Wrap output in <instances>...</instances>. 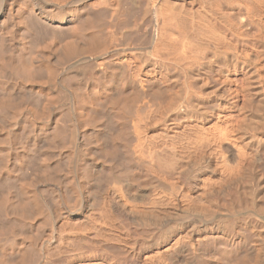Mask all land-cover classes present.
<instances>
[{"label": "bare ground", "instance_id": "1", "mask_svg": "<svg viewBox=\"0 0 264 264\" xmlns=\"http://www.w3.org/2000/svg\"><path fill=\"white\" fill-rule=\"evenodd\" d=\"M0 82V264H264V0H0Z\"/></svg>", "mask_w": 264, "mask_h": 264}, {"label": "rangeland", "instance_id": "2", "mask_svg": "<svg viewBox=\"0 0 264 264\" xmlns=\"http://www.w3.org/2000/svg\"><path fill=\"white\" fill-rule=\"evenodd\" d=\"M105 27H106V26H105ZM64 81H68V82H69V80H63V83H64ZM1 82L6 83L7 81L1 80ZM1 82H0V85H4V86H2V87L0 86V89L3 88L4 90H3V89H1V90H3L4 92L7 91L8 88H6L5 84H2ZM70 82H71V81H70ZM70 82H69V83H70ZM7 83H8V82H7ZM69 83H67V86H68ZM65 85H66V83H65ZM69 86H70V85H69ZM54 88H55V87H54ZM6 89H7V90H6ZM55 89L58 91V88H57V87H56ZM55 89H54V90H55ZM1 90H0V93H1ZM3 91H2V94H0V98H2V99H3L2 95L4 94ZM57 91H56V93H57ZM5 93H8V94H9V93H10V90H9V92H5ZM34 93H35V94H34ZM34 93L31 95V98L33 97V95H34V96L37 95V96L35 97L36 102H33V100L35 101V99H31V98H30L29 103H31L32 105H34L35 108L37 107V109H38V107H40V106L42 105V103L40 102L41 99H40V100H38V99H39V97L42 98L43 96H42V94H41V96H39L40 94H37L36 92H34ZM48 93H49V92L47 91V93H46L47 95H46V94H43V95H44V99L47 100V98H48L47 101H50V102H48V103H49V106H50L51 100H52L53 98H57V96L55 95L56 93H54L53 95H50V94H48ZM8 94H5V95L7 96ZM58 94H59V92L57 93V95H58ZM3 96H4V95H3ZM37 97H38V98H37ZM51 97H52V98H51ZM33 98H34V97H33ZM50 99H51V100H50ZM31 100H32V101H31ZM37 100H38V101H37ZM41 101H42L43 103H44V102H47V101H45V100H43V99H42ZM38 102L40 103V105L38 104L39 106H36L35 104H33V103H36V104H37ZM31 104H30V105H31ZM0 127H1L0 130L2 129V131H3V126H2L1 124H0ZM2 131H1V132H2ZM1 132H0V133H1ZM18 137H20V136H17V138H18ZM17 138H16V140H17ZM17 141H18V140H17ZM17 141H16V142H17ZM18 142H19V143H18L17 145H19L20 142H21V141H20V138H19V141H18ZM20 146H21V144H20ZM23 155H24V154H23ZM0 159H1V160H0V161H1V162H0V165H2V161H3V163H4V160H2V156L0 157ZM13 160H14V159H13ZM13 162H15V161H13ZM13 164H14V163L11 164V167H12ZM18 172H19L18 177H22V176H23V172H22V173H21V171H18ZM21 174H22V176H21ZM16 175H17V172H16ZM7 182L9 183V181H6V182H5L6 185H7ZM10 183H11V182H10ZM10 185H11V186H14V185H12V183H11ZM11 186H10V188H12V190H14L13 187H11ZM1 189H2V190H0V191H6V189H4V188H1ZM0 216H1V218H0V219H1V220H0V221H1V222H0V225L8 226V223L11 222V221H10L8 218H6L4 215H0ZM2 216H3V217H2ZM4 217H5V218H4ZM2 218H3V219H2ZM3 222H4V223H3ZM6 222H7V223H6ZM9 224H11V223H9Z\"/></svg>", "mask_w": 264, "mask_h": 264}]
</instances>
